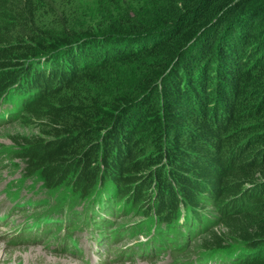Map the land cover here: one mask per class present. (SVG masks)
<instances>
[{"label": "trees", "instance_id": "trees-1", "mask_svg": "<svg viewBox=\"0 0 264 264\" xmlns=\"http://www.w3.org/2000/svg\"><path fill=\"white\" fill-rule=\"evenodd\" d=\"M17 122L37 132L0 165L47 239L104 227L172 264H264V0H0Z\"/></svg>", "mask_w": 264, "mask_h": 264}, {"label": "rangeland", "instance_id": "rangeland-1", "mask_svg": "<svg viewBox=\"0 0 264 264\" xmlns=\"http://www.w3.org/2000/svg\"><path fill=\"white\" fill-rule=\"evenodd\" d=\"M36 132V129L32 126H24L19 122L10 123L9 125L0 127V151L12 146L13 143H11L10 140L11 136L33 135L34 133L36 134ZM6 164L0 165V203H3V212L6 211L7 208V211L10 212L9 207L12 203V186L15 184L13 180H18L20 176L19 173L14 171L12 168L6 167ZM20 212L23 214L26 211L22 210ZM10 215L13 219L7 226L5 223H0V264H86V260H88L90 264H171L173 258L175 259L178 257V255L175 254L174 257L169 254H155L151 258H143L140 256L141 252H139L132 258H123L116 261L120 250L133 246L138 240L144 241L146 238L144 235H140L139 239L125 237L118 240L110 235V237H108V245L107 243L105 244L107 245L106 248L109 252L110 250L112 251V256H110L109 253H106V248L104 253L103 251L99 252L98 248L95 246L98 245L97 242L94 241L92 244L89 242L87 236L84 235L81 241V248L84 251L86 260L80 259L78 255L66 252L63 253L56 250L57 247L62 245V243L61 241H56L54 236L48 239L44 238L37 242L17 244L11 242L9 234H11V231H14L11 229L12 225L21 224V215L16 213H10ZM114 221H116V219H114ZM34 224L35 223H29L24 226L29 228ZM218 229H221V227ZM103 234L105 237L109 236L108 232H103ZM132 251H137V249L132 247V249L128 252ZM27 256H30L32 259H28Z\"/></svg>", "mask_w": 264, "mask_h": 264}, {"label": "bare ground", "instance_id": "bare-ground-1", "mask_svg": "<svg viewBox=\"0 0 264 264\" xmlns=\"http://www.w3.org/2000/svg\"><path fill=\"white\" fill-rule=\"evenodd\" d=\"M26 254H27V253H26ZM24 256H25V255H24ZM27 257H28V256H27ZM25 259H26V258H25ZM28 259H32V258H30V256H29ZM28 259H27V260H28ZM27 260H26V261H27ZM10 262H11V261H10ZM17 264H18V263H17Z\"/></svg>", "mask_w": 264, "mask_h": 264}]
</instances>
